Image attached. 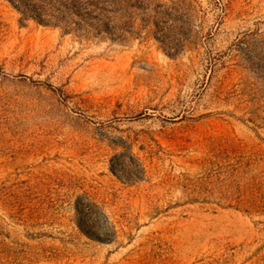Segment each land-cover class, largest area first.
Returning a JSON list of instances; mask_svg holds the SVG:
<instances>
[{"label":"rangeland","instance_id":"rangeland-1","mask_svg":"<svg viewBox=\"0 0 264 264\" xmlns=\"http://www.w3.org/2000/svg\"><path fill=\"white\" fill-rule=\"evenodd\" d=\"M151 3L0 0V264H264V0Z\"/></svg>","mask_w":264,"mask_h":264},{"label":"trees","instance_id":"trees-1","mask_svg":"<svg viewBox=\"0 0 264 264\" xmlns=\"http://www.w3.org/2000/svg\"><path fill=\"white\" fill-rule=\"evenodd\" d=\"M25 19H32L45 26L60 27L70 31L72 27L77 30L84 26L94 30L96 34L105 33L117 37V26L114 18L123 13L125 7L147 10L152 0H6ZM160 17L167 16L164 9L156 10ZM129 16L128 13L126 17ZM77 210L84 214L79 207ZM80 228L89 234L81 225ZM110 233L111 230L108 228ZM115 231L111 235L114 236ZM107 241H111L108 239Z\"/></svg>","mask_w":264,"mask_h":264}]
</instances>
